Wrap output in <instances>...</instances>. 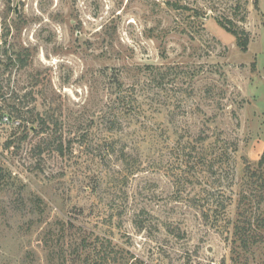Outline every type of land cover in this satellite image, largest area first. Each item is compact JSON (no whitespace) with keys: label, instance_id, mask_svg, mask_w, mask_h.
I'll use <instances>...</instances> for the list:
<instances>
[{"label":"rangeland","instance_id":"1","mask_svg":"<svg viewBox=\"0 0 264 264\" xmlns=\"http://www.w3.org/2000/svg\"><path fill=\"white\" fill-rule=\"evenodd\" d=\"M263 155L264 0H0V264H264Z\"/></svg>","mask_w":264,"mask_h":264},{"label":"trees","instance_id":"2","mask_svg":"<svg viewBox=\"0 0 264 264\" xmlns=\"http://www.w3.org/2000/svg\"><path fill=\"white\" fill-rule=\"evenodd\" d=\"M219 23L223 28H225V30H228V32L235 35L238 45L243 50L247 51L249 44L248 38H241L237 30H233L232 28L228 29L226 27L227 25L222 23L221 20H219ZM60 147H63V143L60 145ZM248 178L250 179V184L253 190V199L244 193L241 196L240 203H243L242 205L251 201H255L257 203V209L259 210L258 216H256L257 223L253 224V222L250 221L247 222L245 226L241 227L239 224L242 222H237V224L234 226V235L237 239V242L239 246L246 251L251 250L258 243V240H262L264 238L262 236V234H264V208L262 209V205L264 204V155L259 161L257 168L249 169Z\"/></svg>","mask_w":264,"mask_h":264}]
</instances>
